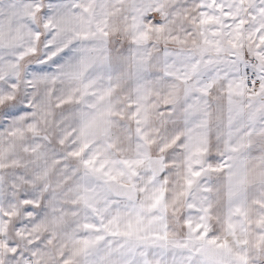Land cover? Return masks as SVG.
Masks as SVG:
<instances>
[{
    "label": "snow or ice",
    "instance_id": "obj_1",
    "mask_svg": "<svg viewBox=\"0 0 264 264\" xmlns=\"http://www.w3.org/2000/svg\"><path fill=\"white\" fill-rule=\"evenodd\" d=\"M0 264H264V0H0Z\"/></svg>",
    "mask_w": 264,
    "mask_h": 264
}]
</instances>
